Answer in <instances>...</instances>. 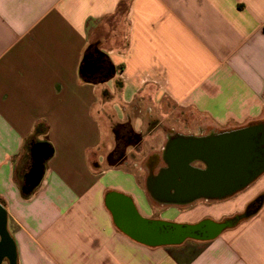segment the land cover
I'll list each match as a JSON object with an SVG mask.
<instances>
[{"label": "crops", "instance_id": "0c3cea01", "mask_svg": "<svg viewBox=\"0 0 264 264\" xmlns=\"http://www.w3.org/2000/svg\"><path fill=\"white\" fill-rule=\"evenodd\" d=\"M91 50L110 76L83 74ZM165 100L204 129L264 124V0H0V208L13 249L1 264H264V173L208 206L220 222L262 198L213 241L150 248L118 228L110 193L163 220L141 210L151 195L136 175L109 165L112 126ZM39 124L35 142L52 155L25 198ZM111 170L121 173L110 180Z\"/></svg>", "mask_w": 264, "mask_h": 264}, {"label": "water", "instance_id": "95a60500", "mask_svg": "<svg viewBox=\"0 0 264 264\" xmlns=\"http://www.w3.org/2000/svg\"><path fill=\"white\" fill-rule=\"evenodd\" d=\"M89 56L85 58L83 74L90 73ZM195 141V142H192ZM188 144L184 156L177 153L176 141L169 147L167 161L169 169L148 184L150 195L167 203L177 204V196L187 194L189 198L198 197L201 192L213 200L227 199L247 188L264 173V126H250L212 136L208 139H194ZM52 150L45 144H36L31 150L34 161L31 176H26L23 193L30 195L42 181L45 163ZM199 156L206 162V169L187 168V160ZM115 167L120 164L109 163ZM210 169V172L208 170ZM225 188V189H224ZM204 191V192H203ZM106 205L113 214L118 228L131 240L150 248L180 246L188 241L210 242L235 224L204 219L194 224H181L142 218L132 201L124 196L110 193ZM262 202L247 210L241 219L254 215ZM6 217L0 209V234L4 236ZM13 258L9 240L0 243V264L4 257Z\"/></svg>", "mask_w": 264, "mask_h": 264}, {"label": "rangeland", "instance_id": "374dc122", "mask_svg": "<svg viewBox=\"0 0 264 264\" xmlns=\"http://www.w3.org/2000/svg\"><path fill=\"white\" fill-rule=\"evenodd\" d=\"M146 106L144 103H140L136 110L132 112L129 116V120L125 124H118L112 126V147L111 150H107L105 147L106 155H109L116 145V134L117 129L119 127H124L127 129H132L135 133H138L143 136L142 145L140 151L137 153L134 149L128 148L126 150V155L128 156L127 163L125 164V171L126 169L131 171V173L136 175L137 181L146 186L147 176H148V169L147 165L149 162L150 155L154 153L160 154L164 144L166 142V138L168 134L174 130L175 133H193L197 134L199 131H207L210 128L204 129L202 127V123H204L203 118H199L197 114H194L190 111H184L177 109L172 103L168 100L162 102L160 106H155L154 104L151 105L149 110L151 111L150 117H148L145 112ZM118 109H116L117 111ZM117 119L119 121H123L125 119L122 112L119 110L117 111ZM132 118V119H130ZM135 118L139 121H135ZM161 124V129L157 127V124ZM206 123V122H205ZM207 125V124H205ZM152 127V128H151ZM155 127V128H154ZM151 128V129H150ZM238 130V129H237ZM150 131V133H149ZM114 163V162H113ZM118 170H111L108 171L107 179H115L118 177L113 173H121L117 172ZM123 177V176H122ZM124 179V177H123ZM122 179V180H123ZM121 180V181H122ZM146 204L141 206V210L149 217L150 212L152 209L151 219H160L166 222L176 223L175 220H180L181 214H185L184 220L187 222H199L203 219H213L215 216H210L207 212L208 206L213 205V202H204L199 201L195 204L190 206H178V205H171V206H160L155 203L151 198L150 200L147 198ZM173 206V207H172ZM245 210L240 212L236 215H243ZM188 215V216H187ZM235 215V216H236ZM234 217V216H232ZM228 218H222L220 221H224Z\"/></svg>", "mask_w": 264, "mask_h": 264}, {"label": "flooded vegetation", "instance_id": "af4514ba", "mask_svg": "<svg viewBox=\"0 0 264 264\" xmlns=\"http://www.w3.org/2000/svg\"><path fill=\"white\" fill-rule=\"evenodd\" d=\"M89 56V60L88 62H90V74H94V73H98L100 75H106V76H110L112 74V69H111V65L109 64V62L104 58L101 57L97 54H95L94 50H91L88 55ZM157 127L159 129H161V124L158 123ZM152 128V127H151ZM150 128V129H151ZM117 136H116V145L114 147V149L112 150V152L108 155V162H114V163H118L120 164L119 166H123L127 163L128 160V156L126 155V150L128 148H132L134 149L137 153L140 151L141 149V145H142V140H143V136L135 133L132 129H127L124 127H119L117 129ZM236 130V129H235ZM234 130H203V131H199L197 134H193V133H175L174 130H172L167 138H166V142L164 144V147L162 148V150L160 151V154L154 153L153 155H150L149 157V164L146 166L148 169V176H147V182H146V187L148 189V184L150 181H154L156 180L161 173L167 171L169 169V163L167 161V154L169 152V147L171 145V143L173 141H176L177 144V153L180 156H184L185 153L187 152V148H188V144L191 143L192 140L196 139H208L212 136H219V135H224L228 132H231ZM150 133V131H149ZM195 142V141H192ZM187 161V168H190L192 170H203L206 169V162L204 161V159H201L199 156H193V158H188L186 159ZM208 172H210V169L208 170ZM225 189V188H224ZM204 192V191H203ZM196 193V195H201V196H196V197H192L189 198L187 194H181L177 196V204H167L157 198H155L154 196L151 195V199L157 203L160 206H171V205H178V206H190L192 204H195L199 201H204V202H221L224 201L225 199L222 200H213L211 198H206L205 196H203L202 194ZM262 198H258L256 199L253 203H251V205H249L245 212L247 210H251L253 209V207H257V205L259 203H261ZM173 207V206H172ZM204 220V219H203ZM222 222V221H220Z\"/></svg>", "mask_w": 264, "mask_h": 264}, {"label": "trees", "instance_id": "16d2710c", "mask_svg": "<svg viewBox=\"0 0 264 264\" xmlns=\"http://www.w3.org/2000/svg\"><path fill=\"white\" fill-rule=\"evenodd\" d=\"M258 125H263V126H264V124H262V123H253V124H250V125H248V126H246V127H250V126H258ZM242 128H245V127H242ZM242 128H240V129H242ZM236 130H237V129H236ZM46 133H47V127H46L44 124H39V125L36 127L35 132H34V134H33V136H32L33 138H31V139L27 142V144H26V146H25V150L27 151V153H28L29 155H30V152H31L32 148L37 144V143L35 142V138H36L37 136H39V135H45ZM33 144H34V145H33ZM47 146H49L50 150H52V147H51L50 145L47 144ZM30 162H31L30 169H29L28 173L23 177L24 182H23V184H22V188L25 186V184H26V182H27V180H26V176H27L28 178H30V176H31V171H32V166H33L34 161L31 160ZM28 196H29V195H26V194L23 193V197L26 198V197H28ZM0 209H1V208H0ZM1 210H2V209H1ZM2 212L4 213L3 210H2ZM4 215H5V217H6V213H4ZM240 217H241V215H236V216H234V217H232V218L225 219L224 221H226V220L234 221L235 224L233 225V227H236V226L239 225L241 222H243L244 220H247V219H248V218L241 219ZM233 227H232V228H233ZM3 239H7V240L11 241L9 235H8L6 232H5L4 236H3ZM13 262H14V261H13Z\"/></svg>", "mask_w": 264, "mask_h": 264}]
</instances>
